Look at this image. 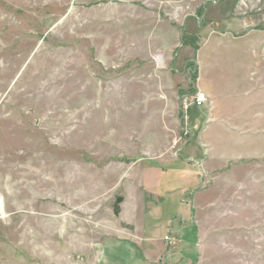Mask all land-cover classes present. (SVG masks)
<instances>
[{"label":"rangeland","instance_id":"374dc122","mask_svg":"<svg viewBox=\"0 0 264 264\" xmlns=\"http://www.w3.org/2000/svg\"><path fill=\"white\" fill-rule=\"evenodd\" d=\"M112 236L264 264V0H0V264Z\"/></svg>","mask_w":264,"mask_h":264},{"label":"crops","instance_id":"0c3cea01","mask_svg":"<svg viewBox=\"0 0 264 264\" xmlns=\"http://www.w3.org/2000/svg\"><path fill=\"white\" fill-rule=\"evenodd\" d=\"M198 88L201 90V92H205L202 87L198 85ZM205 94L208 96V94L205 92ZM188 119V118H187ZM189 121V120H188ZM190 122V121H189ZM195 128L197 127V124H192ZM192 206H189L188 204L180 207V209L177 211L179 214V220L183 223L178 229H175L172 225L168 226L167 231H170L172 234V240L177 241L178 246L177 249L184 250V241L186 242V246L189 248L192 246V242L195 243L197 246L198 242V229L196 227V224L192 221ZM159 214L162 215V209L160 210ZM158 214V215H159ZM160 216V215H159ZM169 216V215H168ZM167 216V217H168ZM170 218V217H168ZM171 220H169L170 222ZM161 227V226H159ZM195 229L194 237H191L189 232H187L189 228ZM160 232H161V228ZM159 233V232H158ZM160 234L157 235V238L159 239ZM138 238V239H137ZM123 237V236H112L111 238H108L104 244L99 248L98 255H97V264H160L158 259V254H155V251L152 249V246H156L155 242L157 241L154 236L152 237ZM148 240V241H147ZM155 241V242H154ZM169 244V241L164 243L163 241L160 242L159 248H167ZM159 246V244H157ZM173 248H170V254L168 256H171L174 254L172 253ZM188 263L185 262L184 264H190L191 262V255L190 253H186ZM195 254V253H194ZM193 254V255H194ZM170 260V259H169ZM170 261L166 263L161 264H179L177 263H169Z\"/></svg>","mask_w":264,"mask_h":264},{"label":"built area","instance_id":"2783aa9c","mask_svg":"<svg viewBox=\"0 0 264 264\" xmlns=\"http://www.w3.org/2000/svg\"><path fill=\"white\" fill-rule=\"evenodd\" d=\"M207 101V95L204 92H198L195 96L194 104L198 107H202L205 103H207Z\"/></svg>","mask_w":264,"mask_h":264},{"label":"water","instance_id":"95a60500","mask_svg":"<svg viewBox=\"0 0 264 264\" xmlns=\"http://www.w3.org/2000/svg\"><path fill=\"white\" fill-rule=\"evenodd\" d=\"M249 30H250V28H249V27H247V28H246V31H249Z\"/></svg>","mask_w":264,"mask_h":264}]
</instances>
